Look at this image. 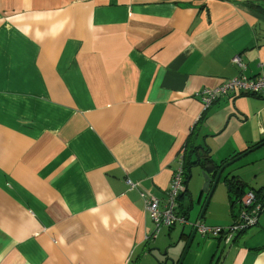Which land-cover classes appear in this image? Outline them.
Here are the masks:
<instances>
[{"label":"crops","instance_id":"1","mask_svg":"<svg viewBox=\"0 0 264 264\" xmlns=\"http://www.w3.org/2000/svg\"><path fill=\"white\" fill-rule=\"evenodd\" d=\"M235 55L260 72L264 0H0V264L177 262L191 224L149 238L126 179L165 201L189 138L215 164L243 156L209 198L191 165L188 222L231 224L230 180L264 198V98L199 96L241 72ZM181 264H264V209L230 244L194 232Z\"/></svg>","mask_w":264,"mask_h":264},{"label":"built area","instance_id":"2","mask_svg":"<svg viewBox=\"0 0 264 264\" xmlns=\"http://www.w3.org/2000/svg\"><path fill=\"white\" fill-rule=\"evenodd\" d=\"M232 62L240 68L241 72L232 78L224 80L216 87L203 88L199 92L203 110H206L211 103L230 92L264 98V61L259 63L260 72L254 76H248L243 73L242 70L246 69V64L242 61L240 55L233 56ZM126 184L130 189L139 191L144 207L154 222V231L149 238H155L162 227L170 228L176 223L183 225L190 223L199 235L220 237L226 244H230L239 234L257 224L258 216L264 209V201L261 198H257L253 189H248L238 199V212L228 226H207L199 218L193 222H188L187 216L177 212L178 199L185 191L182 156L178 160V166L166 190L165 201L160 202L157 197L141 189L137 182H133L129 178L126 179Z\"/></svg>","mask_w":264,"mask_h":264},{"label":"water","instance_id":"3","mask_svg":"<svg viewBox=\"0 0 264 264\" xmlns=\"http://www.w3.org/2000/svg\"><path fill=\"white\" fill-rule=\"evenodd\" d=\"M242 156L243 155H238L237 157H235V158L231 159L230 161L223 163V164H215V162L212 161L211 159L203 158V157L199 156V154L196 153V162H195L194 166H198L200 168V170H201L200 175H201V178L203 179V183L201 185V189H200L199 193L200 194H202V193L207 194V197L209 198L214 187L217 185V183L221 179L224 180L229 175L228 173L224 174V170L230 164L234 163L236 160H238ZM231 177L235 178L234 176H231ZM237 183H238V181H237ZM206 203H207V201H206ZM203 211H204V208L201 211L200 217L203 214ZM194 232H195V230L192 232V235L194 234ZM192 235L190 236L189 240L187 241L186 245L184 246L182 253L180 255V258L177 260V262L175 261V259L173 257L168 256L165 259H163L162 261H160V260L157 261V263L158 264H167V262H169V264H181V261L185 255L188 247H189ZM176 244H177V242L173 243L171 246L172 247L176 246Z\"/></svg>","mask_w":264,"mask_h":264},{"label":"trees","instance_id":"4","mask_svg":"<svg viewBox=\"0 0 264 264\" xmlns=\"http://www.w3.org/2000/svg\"><path fill=\"white\" fill-rule=\"evenodd\" d=\"M191 138L188 139L187 143H186V150H188L186 153H184L182 155V160H183V169H184V183L187 181L186 178H188L189 176V172H190V168L192 164H195L196 161H194L192 159V154L194 152H196L195 148L193 147V144H191ZM188 148V149H187ZM197 153V152H196ZM208 159V158H207ZM189 169V170H188ZM228 188L230 190V192L235 193L236 196V202L238 201V199L244 194V190L241 189L240 187L237 186V184L234 182V180H230V182H228ZM236 191H235V190ZM254 190V189H253ZM256 193L257 198H261L262 201H264V198H262V196L256 191L254 190ZM185 192V191H184ZM182 196V195H181Z\"/></svg>","mask_w":264,"mask_h":264},{"label":"rangeland","instance_id":"5","mask_svg":"<svg viewBox=\"0 0 264 264\" xmlns=\"http://www.w3.org/2000/svg\"><path fill=\"white\" fill-rule=\"evenodd\" d=\"M200 176H201V175H200ZM198 178H201V177H198ZM248 187H249V186L246 187V190L249 189ZM200 189H201V187L199 188V191H200ZM215 192H216V190H215ZM198 194H199V193H198ZM214 194H215V193H214ZM217 196H218V191H217L215 197H213V199H212L211 206H212L213 204L216 203ZM219 201H220V200H219ZM219 201H218L217 203H219ZM193 202H194L195 205L197 204V202L195 201V199H193ZM210 208H211V207H210ZM199 211H200V205L198 204V205L194 206V209L192 210L191 215H196V214L199 213ZM195 213H196V214H195ZM193 221H194V220H189V222H193ZM255 227H256V225H255V226H252V227H250V228H248V230H250V229H254Z\"/></svg>","mask_w":264,"mask_h":264}]
</instances>
